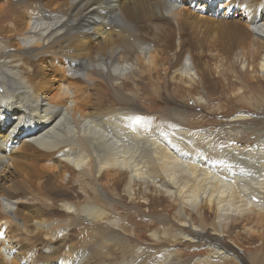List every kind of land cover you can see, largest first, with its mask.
Listing matches in <instances>:
<instances>
[{
  "label": "bare ground",
  "instance_id": "1",
  "mask_svg": "<svg viewBox=\"0 0 264 264\" xmlns=\"http://www.w3.org/2000/svg\"><path fill=\"white\" fill-rule=\"evenodd\" d=\"M197 1L0 6V264H264V0ZM212 75L245 84L216 98L241 103L226 122L145 112L178 93L208 107ZM234 234L260 245L247 262Z\"/></svg>",
  "mask_w": 264,
  "mask_h": 264
},
{
  "label": "rangeland",
  "instance_id": "2",
  "mask_svg": "<svg viewBox=\"0 0 264 264\" xmlns=\"http://www.w3.org/2000/svg\"><path fill=\"white\" fill-rule=\"evenodd\" d=\"M5 1L6 0H0V6L4 5ZM204 5H206L210 9L212 8L211 4L210 3L207 4L205 2V0H198L196 4H194L192 7H190V9H192L195 12L205 11L204 8L203 9L200 8V7L204 6ZM220 5L221 4H219L218 5L219 7L217 6V8H216V10H219V13H220V14L218 13V16H220L222 14L225 15V16H227V15L229 16L230 15L229 19H235V21H237L238 19H241L243 11H242V9L240 7H237V6L227 7L225 4H223V6L220 8ZM180 38L181 37H178L179 40H180ZM214 63H216V62L211 61V66ZM33 64H34V62H33ZM214 65L216 66L217 64H214ZM215 66H212V67L215 68ZM258 80H260L262 83H264V80H261V77L260 78L258 77ZM247 81H248L249 84L252 83L251 85L254 84V86L257 83V82L251 81L250 77L247 78ZM241 82H242V79H237L234 76L219 77L217 75H212L211 83L214 84V86L217 88V91L215 92L216 93V95H215L216 97H213L215 99L213 101H210L208 107H204V106L203 107H195V105H196L195 97L197 96L195 94H197V92L193 93L192 96H187V95L185 96V94H183V93L182 94L178 93L175 97H167L166 96L163 101H161V102L159 101V102H156V103H153L155 101H151L148 98H146L145 100L142 101V105L144 106L143 108H144L146 113H150V112L154 113L155 111L158 112L160 109H162V108L166 109L167 107L168 108H173L174 110L179 111V112H184V110H187L190 113L200 115L199 118H198L199 119V121H198L199 124L198 125H200V126L203 125V126H206V127H210V126L213 127V126H215V124H213V121L226 122L227 116H229V115L236 116V115L239 114L240 111L238 110V108L241 105L240 102H229V103H227L226 104L227 105L226 109H228L229 112L224 113V114H215V113H212V111L214 109H216V106L219 105L218 104L219 102L221 103V101H220L221 99L217 100L219 95L221 93H224V90L231 84L236 86L235 91L231 90V89H228V91L225 92V94L228 95V96L233 95L234 92H237L240 87L241 88L244 87L243 86L244 82L243 83H241ZM261 82H259V83L262 84ZM241 84H242V86H241ZM256 95H262L264 97V91L262 92V94H256ZM248 96H250V95H248ZM263 97H261V99L258 100V101L259 102H261V101L263 102L264 101ZM165 100H167V101H165ZM258 101L255 100L254 103H256ZM261 103H258V104L261 105L260 108L262 110L264 102L262 104ZM260 108H258V109H260ZM148 109H149L150 112H148ZM253 110H254V108L253 109L251 108L248 111H249V113L253 114L252 115L253 118H255V117L257 118L258 116L256 114H254ZM202 116H203V118H201ZM260 116H259L260 118L257 119L259 121H261L262 120L261 118H263L262 114H260ZM14 121H16V119H14ZM198 125H196V126H198ZM23 138H24V135H19L18 136L19 140H21ZM0 163H1V161H0ZM28 163H29V161H28ZM5 183H8V182H5V181L1 182V184H5ZM127 204H129V203H127ZM140 207H141V209L143 208V210L146 209L145 205L142 206V204H141ZM156 208L157 207H155V208L149 207L146 210H147V212L151 211L152 213L163 214V215H165L168 218H171V217L173 218L174 215L171 216L167 212H162L160 210L157 211ZM126 211H127L126 209H124V210L122 209L121 213H127ZM131 214H132L133 223L139 229L138 234H140V235L143 234V237H147L148 233H146V232H147V229H148V221H150V219L147 220L148 218H146L144 216H139L138 214H133V212ZM207 215H209V214H207ZM209 230H211V229H209ZM144 234H146V235H144ZM236 234H234L233 237H235L237 239L238 243L243 244V246H244L243 248L244 249H242V248L238 247L237 245H235L230 240V237L228 238V236L222 237V239H223L224 242H227L228 244L232 245L237 250L238 254L242 257V259H244V261L247 262L249 260L248 258H250L248 256H250V255L247 253V251L245 249V246L248 247L250 250H254V247H258L260 245L259 244L258 245L257 244L253 245L254 244L253 243L250 246V245L247 244L246 240H243V237H245L243 234H240L238 236H236ZM143 239H146V238H143ZM145 241H147V239ZM198 250H199V255L200 256L206 255V253H205L206 250L203 247H201L199 249H192V250L190 249L189 250L190 253H188V255L191 256L192 252L198 251ZM238 263H239V260H238ZM249 263H251V261H249Z\"/></svg>",
  "mask_w": 264,
  "mask_h": 264
}]
</instances>
